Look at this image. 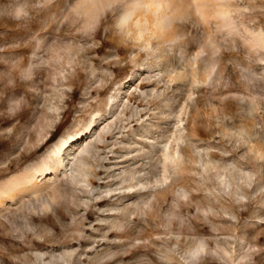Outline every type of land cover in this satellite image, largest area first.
Returning a JSON list of instances; mask_svg holds the SVG:
<instances>
[{"label":"rangeland","instance_id":"obj_1","mask_svg":"<svg viewBox=\"0 0 264 264\" xmlns=\"http://www.w3.org/2000/svg\"><path fill=\"white\" fill-rule=\"evenodd\" d=\"M139 11L0 0V191L68 164L1 195L0 264H264V0Z\"/></svg>","mask_w":264,"mask_h":264},{"label":"bare ground","instance_id":"obj_2","mask_svg":"<svg viewBox=\"0 0 264 264\" xmlns=\"http://www.w3.org/2000/svg\"><path fill=\"white\" fill-rule=\"evenodd\" d=\"M108 2L110 0H107ZM175 0H144V3L146 5V11L151 12L152 14L148 16V22L145 19V14H143L142 11H139L135 14L137 20L135 22L136 25V37H143V33L145 32V28L147 27V23H152L155 28H163V21L164 17L166 15L167 10L171 8V6L174 5ZM136 4V3H135ZM202 4V3H201ZM200 5V4H199ZM203 5V4H202ZM129 9V10H128ZM135 9V6H132V8H127L126 15L123 19V22H127V15L131 12L132 10ZM137 9V7H136ZM91 125L88 126L90 128ZM73 135H65L63 136L56 144L55 147L52 149L53 155L59 156L65 147V145L68 143L69 139L72 138ZM88 138V137H87ZM87 138H85L87 140ZM84 139V140H85ZM83 140V141H84ZM78 147L76 148L75 151L71 152L68 154V159H72L75 155V153L78 151ZM165 158H169L168 153H164ZM51 160L53 161L52 157L48 156V158H45L40 165V168L35 170V172L25 181L20 182V183H13L12 185H8L4 190H1L0 192V205H4V199H1V195L3 193H7V197L10 200H15V198L22 194L26 195L27 193H38L42 191L43 189L50 187L51 185V180L55 179L57 173L59 171L65 172V169H67L68 164L65 163V159H60L59 160V166L58 167H51L50 162ZM40 174L44 178L51 174V176L48 178V180H39L38 175ZM53 175V176H52ZM17 175H14L12 179H15ZM17 179H19L17 177ZM16 179V180H17Z\"/></svg>","mask_w":264,"mask_h":264}]
</instances>
